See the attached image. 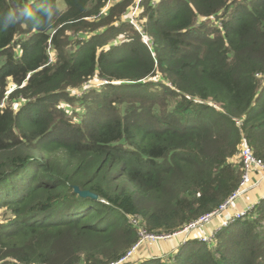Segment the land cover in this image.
<instances>
[{
	"label": "trees",
	"instance_id": "obj_1",
	"mask_svg": "<svg viewBox=\"0 0 264 264\" xmlns=\"http://www.w3.org/2000/svg\"><path fill=\"white\" fill-rule=\"evenodd\" d=\"M110 1L18 0L34 20L0 29V264H264V199L174 236L233 195L243 141L264 162V0ZM141 231L171 237L122 261Z\"/></svg>",
	"mask_w": 264,
	"mask_h": 264
},
{
	"label": "built area",
	"instance_id": "obj_2",
	"mask_svg": "<svg viewBox=\"0 0 264 264\" xmlns=\"http://www.w3.org/2000/svg\"><path fill=\"white\" fill-rule=\"evenodd\" d=\"M143 41L145 44H147V40L145 38ZM241 147H242L241 159L243 164V174L240 184L233 193V195L217 210L213 211L210 214L205 215L204 217L200 218L198 221L190 224L189 226H187L181 232L175 234L174 236H177L179 234H185L186 232H189L190 230L195 229L198 226H201V224L203 226H209L213 222V220L222 217V221L220 222V225L218 226L217 229L214 230L215 232H213V234H215L218 230L225 227L227 224L234 222V220L241 219L242 217H244L248 212H250L255 208L256 204L259 203V201L257 203H249V204L247 203L244 208L239 209L232 216H230L228 213L229 210L235 207V204L237 203L238 200L243 199V197L246 196L248 193L258 188L261 182L264 180V162L254 156L252 149L245 141H243ZM254 176H258L257 179H254ZM140 236L141 239L139 240L137 245L132 249L131 252L127 254V256L122 261L129 258L140 245H143L145 243H155L158 240H166L167 238L171 237V236H154L147 234L144 231L140 232ZM211 238H213L212 235H205V236H201L199 238V241L203 243H208L210 240H212Z\"/></svg>",
	"mask_w": 264,
	"mask_h": 264
},
{
	"label": "clouds",
	"instance_id": "obj_3",
	"mask_svg": "<svg viewBox=\"0 0 264 264\" xmlns=\"http://www.w3.org/2000/svg\"><path fill=\"white\" fill-rule=\"evenodd\" d=\"M39 12L45 14L46 16L54 14L50 7H42L39 9ZM36 14L37 10L32 7H26L23 4L18 3V0H16L14 7L0 12V29L7 30L15 27L21 21L25 23L33 21Z\"/></svg>",
	"mask_w": 264,
	"mask_h": 264
},
{
	"label": "rangeland",
	"instance_id": "obj_4",
	"mask_svg": "<svg viewBox=\"0 0 264 264\" xmlns=\"http://www.w3.org/2000/svg\"><path fill=\"white\" fill-rule=\"evenodd\" d=\"M140 1L138 0V3H139ZM116 3H118V2H116ZM114 4V1L113 0H111L110 1V3H108L107 4V7L106 8H104V10H103V12H107L108 10H109V8L112 6ZM139 12H140V9H139V7H138V4H136V6L134 7V8H132L129 12H127V14L125 13V15H124V18L126 19V20H130V19H132V23L134 24V27H135V29L136 30H140L141 32H142V25L140 26V23H141V17L139 16ZM95 83H97V82H95ZM100 84V83H99ZM13 84L12 83H10V85H9V89L10 90H13ZM4 102V101H3ZM3 105H5V102H4V104ZM15 108H16V105H15ZM1 214V213H0ZM2 220V218H1V215H0V221ZM208 226H203L202 224H201V226H198L197 228H195V229H192V230H190L189 232H186L185 234H179V235H183L181 238H183L184 236L185 237H187V236H196L197 238H200L201 236H205V235H212V237H213V232H209V233H207V231H206V228H207ZM204 230H205V232H204ZM212 239V238H211ZM166 240H169L168 238L166 239ZM180 240V239H179ZM177 241V240H176ZM211 241V240H210ZM210 241L208 242V243H210ZM178 242V241H177ZM145 243V242H144ZM155 245L156 243H145V246L147 247V248H151V245ZM157 244L155 245V247H156V251L158 252V250H157ZM155 247H153V249L155 250ZM134 254V253H133ZM153 253H151V255H152ZM156 254H158V253H156Z\"/></svg>",
	"mask_w": 264,
	"mask_h": 264
},
{
	"label": "crops",
	"instance_id": "obj_5",
	"mask_svg": "<svg viewBox=\"0 0 264 264\" xmlns=\"http://www.w3.org/2000/svg\"><path fill=\"white\" fill-rule=\"evenodd\" d=\"M258 176H254V179H257ZM264 198V180L261 182L258 188H256L254 191H251L246 196L243 197V199H240L235 204V207L229 210V215L232 216L236 211L239 209H242L245 207V205L248 203H257L261 199ZM224 218V217H223ZM222 221V217L219 219L213 220V222L206 228L207 233L209 232H215L214 230L218 228L220 225V222ZM205 232V230H204ZM189 236L183 237L184 240L188 239Z\"/></svg>",
	"mask_w": 264,
	"mask_h": 264
},
{
	"label": "water",
	"instance_id": "obj_6",
	"mask_svg": "<svg viewBox=\"0 0 264 264\" xmlns=\"http://www.w3.org/2000/svg\"><path fill=\"white\" fill-rule=\"evenodd\" d=\"M75 191H76V193H78L83 198H92V199H95V200L98 199L97 195H95V194H93V193H91L89 191H82L78 187H75Z\"/></svg>",
	"mask_w": 264,
	"mask_h": 264
}]
</instances>
